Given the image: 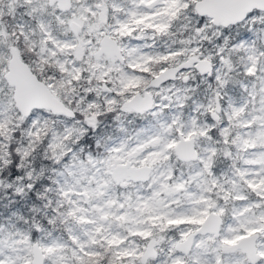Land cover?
<instances>
[{
  "label": "clouds",
  "instance_id": "9594fccd",
  "mask_svg": "<svg viewBox=\"0 0 264 264\" xmlns=\"http://www.w3.org/2000/svg\"><path fill=\"white\" fill-rule=\"evenodd\" d=\"M0 5L7 12V0H0ZM246 14L199 32L197 22L182 15L171 36L158 39L149 51H166L165 44H170L183 54L166 64L152 63L150 73L130 67L126 60L113 68L111 62L95 59V46L81 44L83 36L77 40L60 32L54 38L59 46L39 34L17 37L18 29L5 14L4 23L13 36L0 44L3 264H45L50 254H37L36 249L47 247L53 236H65L64 214L70 205L83 206L98 185L105 186L113 199L137 186L147 194L151 187L146 178L116 180L114 173L139 175L146 158L155 160L161 170L171 166L178 174L187 169L174 150L167 156H150L159 153L160 146L144 137L138 142L142 128L155 132L167 125L168 140L179 141L193 120L209 135L222 127L239 134L245 131L241 124L249 125L248 130L264 124V24L258 18L245 19ZM224 28L229 29L227 34ZM64 43L73 46L65 48ZM10 60L55 85L53 107L29 106L18 98L9 79ZM165 67L167 72L160 76ZM122 73L135 75L139 85L125 91ZM141 94L153 107L143 113L124 111L125 101ZM201 143L208 140L201 137Z\"/></svg>",
  "mask_w": 264,
  "mask_h": 264
},
{
  "label": "snow or ice",
  "instance_id": "6c2138e0",
  "mask_svg": "<svg viewBox=\"0 0 264 264\" xmlns=\"http://www.w3.org/2000/svg\"><path fill=\"white\" fill-rule=\"evenodd\" d=\"M244 12L245 19L258 18L264 24V0H7V12L0 5V44L13 36L3 20L7 14L17 37L39 34L59 46L54 38L60 32L77 40L83 36L81 44L95 46V59L111 62L113 68L126 60L130 67L150 73L152 63L166 64L183 54L170 44H165L166 51H149L158 39L171 36L182 15L197 22L199 32L210 24H231ZM228 31L224 28L225 34ZM9 64L18 98L29 106H54L55 85L42 82L16 60ZM166 72L162 68L159 75ZM121 81L125 91L140 83L128 73L121 74ZM152 107L141 94L126 100L123 109L143 113ZM3 114L0 109V117ZM240 127L245 131L239 134L222 127L209 135L193 120L179 141L168 140L167 125L155 132L142 128L138 142L144 137L160 146V152L150 156L174 150L187 169L178 174L171 166L161 170L146 158L139 175L114 173L116 180L146 178L151 187L147 194L137 186L113 199L98 185L83 206L70 205L64 214L65 236H53L37 254H50L45 264H264V124L251 130L247 124ZM201 137L208 140L206 145ZM3 163L0 159V166Z\"/></svg>",
  "mask_w": 264,
  "mask_h": 264
}]
</instances>
